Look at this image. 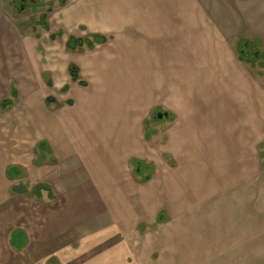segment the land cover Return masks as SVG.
Returning a JSON list of instances; mask_svg holds the SVG:
<instances>
[{
    "label": "crops",
    "instance_id": "0c3cea01",
    "mask_svg": "<svg viewBox=\"0 0 264 264\" xmlns=\"http://www.w3.org/2000/svg\"><path fill=\"white\" fill-rule=\"evenodd\" d=\"M62 2L59 16L64 31L85 28L88 34L108 38L103 46L116 39L114 45L120 49L114 52L119 55L114 59L108 55L112 51H106L101 63L88 64L98 69L89 79L91 87L85 92L75 86L69 91L73 106L60 105L59 113L48 112L42 108L48 98L35 102L34 84L44 83L43 77L33 78L34 71L27 65L36 56L38 42L23 35L10 9L0 2V249L19 254L29 246L23 264H50L55 257L62 264H148V252L159 234L143 236L138 231L162 205L175 208L179 215L189 211L187 222L193 223L192 233L199 236L196 224L200 219L211 222L223 217L231 204L227 194L233 193L230 197L234 198L242 190L238 203L246 201L258 172V159L254 162L251 155L253 146L264 144V87L229 56V46L234 47L245 63L240 45L219 42L213 21L202 13L198 0ZM160 47H166L165 51ZM130 49L135 56L131 57ZM22 51L27 54L25 61ZM166 55L172 59L164 63ZM157 93L172 104L166 112L176 116L165 134L167 141L160 129L149 138L145 126L159 108H148L146 98ZM19 96L28 97L24 113L44 117V138L37 140L35 126L27 136H11L13 120L20 118L15 115L20 103L8 111L2 102L16 101ZM42 142L57 157L56 166L52 161L36 166ZM170 151L179 160L178 168L165 162L168 168L162 169L152 185H143L136 172L133 176L132 159L154 160L160 171L164 154ZM11 168L17 171L10 173ZM37 169L43 171V179H31ZM22 183L43 185L47 193L49 188L50 202H59L55 212L46 204L49 211L38 226L30 223L28 233L20 225L10 229L7 244H3V221L9 210L11 224L18 223L10 194L33 197L18 192ZM229 185L235 186L230 192L226 190ZM36 198L42 199V194ZM61 224L70 229L65 226L59 231ZM15 231L24 234L18 245L12 244ZM163 240L160 235V247ZM137 248L143 251V262Z\"/></svg>",
    "mask_w": 264,
    "mask_h": 264
},
{
    "label": "rangeland",
    "instance_id": "374dc122",
    "mask_svg": "<svg viewBox=\"0 0 264 264\" xmlns=\"http://www.w3.org/2000/svg\"><path fill=\"white\" fill-rule=\"evenodd\" d=\"M62 1L63 0H0V2L5 5V8L10 9L12 12L16 19L15 23L20 25L23 35L35 37L36 42H38L35 49L36 58L32 57L31 62L28 61L27 65L34 71L32 73L33 78H38L39 80L43 77L42 82L44 83L35 82L34 84V93L37 94V96H35V102L40 104L43 100H46V98H48V100L51 99L50 102L46 101V103H43L42 108L50 110L48 112L52 111L53 114L59 113L62 108L60 105H74V101L70 99L69 91L73 90L75 86L76 88L80 87L85 92L91 87L89 79L93 78L92 75L98 72V69H91L88 64L97 65L98 62L101 63L102 60L105 59L107 54L106 51H112V53L108 55L115 59L119 54H116L114 51L120 49L115 47V39L104 46L96 45L94 49L85 47L83 50L68 51L67 42L70 37H83L82 39H85L91 34H88L85 28L82 27L78 32L70 33L64 31L66 28L63 29L61 27L59 16L62 12V7H60ZM198 3V7L202 9V13L207 14V19L209 18L213 21L211 24L213 28H216L214 35L218 33L219 42H224L226 46L234 44L235 42L238 46H241L246 40L259 41L252 47V50L248 52L249 59L259 55L261 56H259L260 58L256 59L255 62L248 60L249 62L245 61L244 63L240 61L236 49L230 46L229 56L233 60H236L235 62L238 63L237 65L241 69L246 67L249 70L247 71L250 74L247 71L249 75L246 74L251 80L260 79L259 82L264 87V0H198ZM240 4H243L241 8ZM254 4L256 5L255 9H253ZM245 20H247L248 23ZM219 24H223L222 29L219 28ZM45 26H47L48 29L45 28ZM206 27L209 29V23ZM247 27H250L252 33L251 38H248L250 31ZM58 34H60V36L52 38L53 35ZM240 39L245 40L242 41ZM241 41L242 43L240 44ZM159 49L163 52L166 47H160ZM130 52L132 54L131 57L135 56L133 49H130ZM22 56L25 61L27 54L23 53ZM170 58V55H166L163 60L164 63H167ZM59 63L60 67L58 65ZM70 65H75L79 68L80 81L74 82L70 74L67 73L68 66ZM100 67L102 69L107 68L104 65H100ZM120 69H122L120 71L122 74L126 73L123 66H121ZM106 70H108V68ZM46 73H49L47 77L44 76ZM15 76L18 79L16 73ZM81 82L86 85H79ZM152 90L153 89L149 92ZM158 94L159 93L146 98L148 108L153 105L159 107L148 117L150 131L149 133L147 132V135L149 138L154 137L158 132L156 129H160L161 132L159 134H162L167 141L168 138L165 134L169 131L170 124L175 121L176 116L174 117L173 114H169L168 118H157L158 112L166 113V111L172 108L170 101H168L166 97ZM12 100L13 104L6 105V109L11 111L13 108L12 106L20 103V105H18L20 106V110L15 111L16 117L20 118L13 120L14 123L13 129L11 127V136L14 138V133H20L21 137L27 136L28 132L31 134L32 126H35L37 140L44 138L47 133V123L44 117L37 113L36 116L32 118L29 114L24 113L25 109L23 106L27 103L28 97L20 98L19 96L16 101L14 99ZM23 117H30V119H23ZM15 130H17V132H15ZM153 131L156 133L154 134ZM166 141L163 143L166 144ZM48 148L50 149V146L47 145V149ZM167 149L168 147L165 148V150ZM43 153L45 154L44 158L41 157V151L38 145L36 166H43L46 162L50 164L51 161V164L56 166L58 159L54 156L55 154L52 156L51 149L50 151H43ZM171 153L170 151L164 154V164L160 165V171L157 170L158 166L154 163V160V162L142 161L146 164V167H143L141 171L140 169L137 170L136 173L140 176L134 174L135 170L131 166L133 176L135 175L138 177V180L142 179L144 182L142 183L143 185H146V183L152 185L156 182L162 169L168 168L165 166L166 163L170 165V168H172V166L178 168L179 160L174 159L173 153ZM251 155L254 157V162L258 159V172L254 178L255 186L250 185L248 187L246 201L238 203V199L240 200L241 198L239 195L242 193V190H237L236 193L239 194H235L234 198L230 197L233 193L227 194L231 204L224 210L222 214L223 217L219 216V221L211 222L200 219L196 224V229L201 230L199 236L192 233L193 223L187 222L189 218L187 213H189V211L179 215L180 213H178L175 208H171L167 205H162V207L159 208V212L154 216L152 215L153 217L151 219L141 224L143 226L141 229L142 231H138L141 235L147 236L151 233L159 234V239L160 235L164 236L163 247H160V241L158 239L152 251L150 253L148 252V264H264V144H262L261 147L254 145ZM14 171H17V169H10V173ZM42 174H44L43 171L37 169L35 174L29 176L31 179H43ZM39 175H41V177H39ZM138 180L137 182L141 183ZM22 185L24 186L19 187L18 192L20 190L22 193L33 197L27 198L21 196L18 198L10 194V202L12 201L17 207V215L14 216V218L18 223L11 224L13 222V216L12 212L9 210L3 221L5 222L2 235V237H4L3 244H7V234L10 229L14 228L16 225H20L26 233H28L30 223L33 227H36L45 216V211L48 210L46 204H49V208L51 206L55 212L59 202L58 199L50 202L53 195L49 188H47L49 190L48 193L46 189L37 188L43 185H31L30 183H22ZM234 185H236V182H234ZM234 185H229L226 190L228 189V192H230L229 189L235 187ZM38 193L40 195L42 194V199L40 200L36 198ZM4 211L6 212L7 210ZM34 212H36L37 218L33 220ZM20 213L22 214L21 217H19ZM160 213L162 214L157 221V216ZM26 222L27 224H25ZM65 226L69 228L68 225L61 224L59 231H63ZM22 249L19 254L13 253L12 249H10L9 254H6L0 249V264H23L27 260L29 246L26 248L23 247ZM141 250L142 249L137 248L136 251L140 252L138 258L143 262L144 257L143 251ZM2 253L3 255H1ZM55 258L56 259L50 264H62L59 258ZM138 258L135 256L133 259L139 263ZM4 259L6 260L3 262Z\"/></svg>",
    "mask_w": 264,
    "mask_h": 264
},
{
    "label": "trees",
    "instance_id": "16d2710c",
    "mask_svg": "<svg viewBox=\"0 0 264 264\" xmlns=\"http://www.w3.org/2000/svg\"><path fill=\"white\" fill-rule=\"evenodd\" d=\"M45 28H47V26H45ZM57 36H60V34L53 35L52 38L57 37ZM107 41H108V38H106L105 36L100 35V34H91L85 39L70 37V39L67 42V50L68 51L83 50L85 47H87L88 49H94V47L96 45H103ZM258 42L259 41H255V42L245 41L240 46L239 52H240V57L242 60L247 61V62H249V61L255 62L256 59H259L261 57L260 55H259L260 57L257 56L255 58L253 57L251 59H249L250 57H248L249 50L251 51L252 47ZM69 74H70V76L74 82L80 81L81 77H80V73H79V68L77 66L71 65L69 68ZM80 85H86V84L81 82ZM50 101H51V99L48 100V102H50ZM10 104H13V102L11 100L4 101V102H2V107L5 108L6 105H10ZM145 126L147 129V132L149 133L150 122L146 121ZM153 133L155 134L156 132L153 131ZM39 150L41 151V157L42 158L45 157V154L43 153V151H50L49 148L47 149V144L45 142H42L39 144ZM131 165L134 168L135 172H137V170H139V169L141 171L143 167H146L145 166L146 164L144 162L137 160V159H132ZM37 188L38 189H40V188L45 189V186H38ZM37 195H39V193ZM23 236H24V234L21 231H15L13 236H12V244L18 245V242L20 241V237H23ZM19 247L20 246H18V248Z\"/></svg>",
    "mask_w": 264,
    "mask_h": 264
},
{
    "label": "water",
    "instance_id": "95a60500",
    "mask_svg": "<svg viewBox=\"0 0 264 264\" xmlns=\"http://www.w3.org/2000/svg\"><path fill=\"white\" fill-rule=\"evenodd\" d=\"M163 117H167L168 118L169 117V113H167V112L166 113H159L158 116H157V118H159V119H163Z\"/></svg>",
    "mask_w": 264,
    "mask_h": 264
},
{
    "label": "flooded vegetation",
    "instance_id": "af4514ba",
    "mask_svg": "<svg viewBox=\"0 0 264 264\" xmlns=\"http://www.w3.org/2000/svg\"><path fill=\"white\" fill-rule=\"evenodd\" d=\"M159 113H160V112L157 113V116H158ZM163 118H165V117H163Z\"/></svg>",
    "mask_w": 264,
    "mask_h": 264
}]
</instances>
